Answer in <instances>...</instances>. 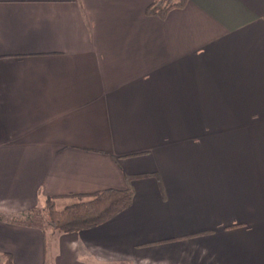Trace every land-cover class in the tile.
Returning a JSON list of instances; mask_svg holds the SVG:
<instances>
[{
	"label": "crops",
	"instance_id": "1",
	"mask_svg": "<svg viewBox=\"0 0 264 264\" xmlns=\"http://www.w3.org/2000/svg\"><path fill=\"white\" fill-rule=\"evenodd\" d=\"M151 2L0 0V214L133 190L13 264H264V0Z\"/></svg>",
	"mask_w": 264,
	"mask_h": 264
},
{
	"label": "trees",
	"instance_id": "2",
	"mask_svg": "<svg viewBox=\"0 0 264 264\" xmlns=\"http://www.w3.org/2000/svg\"><path fill=\"white\" fill-rule=\"evenodd\" d=\"M187 0H152L145 8V14L164 19L175 8L185 6ZM132 177L128 176V181ZM75 201L59 209L58 197H48L42 207H34L18 215L0 214V221L42 231L69 233L96 227L127 208L133 200V190L105 189L87 194L68 195ZM13 264L10 254H4Z\"/></svg>",
	"mask_w": 264,
	"mask_h": 264
},
{
	"label": "rangeland",
	"instance_id": "3",
	"mask_svg": "<svg viewBox=\"0 0 264 264\" xmlns=\"http://www.w3.org/2000/svg\"><path fill=\"white\" fill-rule=\"evenodd\" d=\"M75 201V199H70V200H66L65 202L62 203H73ZM64 206H61V208H63ZM60 209V207H58ZM56 236H59L58 233L55 234ZM0 264H10L7 257L4 254H0Z\"/></svg>",
	"mask_w": 264,
	"mask_h": 264
}]
</instances>
